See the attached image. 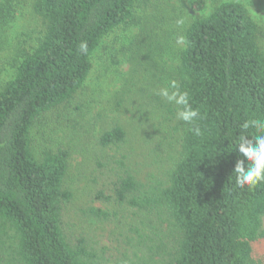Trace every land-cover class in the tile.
Segmentation results:
<instances>
[{
	"label": "trees",
	"instance_id": "16d2710c",
	"mask_svg": "<svg viewBox=\"0 0 264 264\" xmlns=\"http://www.w3.org/2000/svg\"><path fill=\"white\" fill-rule=\"evenodd\" d=\"M147 3L33 0L43 29L0 84V264H259L252 244L264 239V183L235 186L240 157L232 142L245 121L264 119L260 28L231 0L190 20L172 7L154 27L136 14ZM11 5L0 2V26L12 18ZM137 21L125 85L93 113L85 83L92 55L104 37ZM179 35L185 44L176 43ZM167 47L171 64L156 57ZM172 80L200 111L199 137L176 118L178 106L156 94ZM137 123L143 150L129 140ZM79 130L93 142L71 139ZM76 152L84 164L92 160L93 180L97 171L108 183L94 197L134 209L136 222L109 244L98 234L107 210L82 209V220L100 229L87 235L68 219L79 191L70 170ZM76 170L88 180L83 165Z\"/></svg>",
	"mask_w": 264,
	"mask_h": 264
},
{
	"label": "rangeland",
	"instance_id": "374dc122",
	"mask_svg": "<svg viewBox=\"0 0 264 264\" xmlns=\"http://www.w3.org/2000/svg\"><path fill=\"white\" fill-rule=\"evenodd\" d=\"M5 0H0L4 2ZM195 0H148L145 8L140 7L136 14L140 17L146 16L145 21L152 24L155 27L160 24L161 20L172 13L171 8H179V13L186 15V19L190 20L192 17L200 16L205 12L211 10V8L221 2L230 0H204L205 4L201 11L196 10L192 3ZM240 2L246 7L251 17L257 22L260 28L259 45L261 52L264 54V0H231ZM11 9H13V16L7 23L0 26V84L11 78L14 73L16 61L20 60V55L24 51H30L37 43V38L40 36V32L43 29V23L32 10L33 0H10ZM170 11V13L168 12ZM185 19V18H184ZM139 22L130 26L129 28H118L114 32L108 34L102 40L101 44L97 47L92 55V69L86 80L87 91L91 100L89 103L93 105L91 110L94 112L101 109V103L104 100L111 99L114 92L119 90L125 85L124 78L130 69L131 52L129 51V41L134 37V34L138 31ZM164 27V25L162 24ZM182 31V26H179V33ZM178 34V33H177ZM171 48L167 47L166 52L156 55L157 60L160 59L172 63L174 59V53L170 51ZM135 87L131 85V89ZM122 96V95H121ZM124 96H122L123 98ZM125 98V97H124ZM123 98V102L127 105ZM95 102L93 103V100ZM134 111V110H133ZM91 112V114H93ZM110 116V113H108ZM52 118V116H50ZM123 118H130V114H126ZM51 131L55 132L56 123L55 119L51 123ZM55 134V133H54ZM140 130L138 129V123L129 135V140L138 143L137 148L142 147L140 141ZM71 139H75L84 143H92L94 135L85 137L82 130H79L77 135H70ZM71 173L75 176L74 187L79 191H75V205L74 208L67 214L68 219L74 223L76 232L84 231L87 234L90 233L91 228L100 230L97 225H89L87 221L82 220V209L92 204L95 207L105 209L109 213V218L103 221L102 227L104 230L101 235L100 243L109 244L116 237L118 233L127 229L129 223L136 222L137 218L134 216V209H130L126 206H117L112 201H105L101 194L97 197L94 195L105 186H108L104 176H101L99 172H95V180L90 176L92 170V160L88 164H84L83 157L80 152H76L73 155L71 163ZM83 165L84 171L88 172V180H85L76 168ZM73 182V179H72ZM78 216H80L78 218ZM130 225V224H129ZM252 258L257 260L259 264H264V239H258L252 244Z\"/></svg>",
	"mask_w": 264,
	"mask_h": 264
},
{
	"label": "clouds",
	"instance_id": "9594fccd",
	"mask_svg": "<svg viewBox=\"0 0 264 264\" xmlns=\"http://www.w3.org/2000/svg\"><path fill=\"white\" fill-rule=\"evenodd\" d=\"M210 14V11L204 13L205 16ZM176 24L183 26L185 19L183 17L177 19ZM176 43L185 44L186 38L179 35L176 37ZM78 50L86 55L88 53L87 41H81ZM156 94L167 103L178 106L176 118L188 125L189 132L197 137L203 134L201 127L195 123L200 118V111L191 106L188 91H181L177 82L172 80L168 86L161 87ZM240 129L237 140L232 142L240 157L236 160L233 169L235 186L240 189L245 187L251 189L264 183V119L247 120L240 126ZM249 129H254L255 134L250 133Z\"/></svg>",
	"mask_w": 264,
	"mask_h": 264
}]
</instances>
